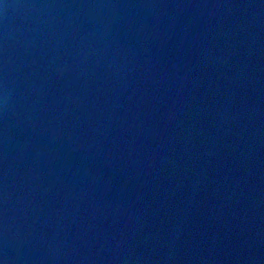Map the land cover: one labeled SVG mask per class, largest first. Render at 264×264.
<instances>
[{"label": "water", "instance_id": "obj_1", "mask_svg": "<svg viewBox=\"0 0 264 264\" xmlns=\"http://www.w3.org/2000/svg\"><path fill=\"white\" fill-rule=\"evenodd\" d=\"M0 264H264V0H0Z\"/></svg>", "mask_w": 264, "mask_h": 264}]
</instances>
